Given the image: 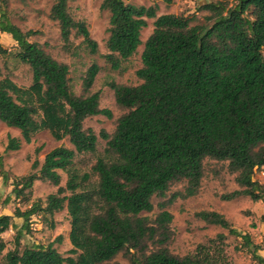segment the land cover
Here are the masks:
<instances>
[{
    "label": "trees",
    "instance_id": "1",
    "mask_svg": "<svg viewBox=\"0 0 264 264\" xmlns=\"http://www.w3.org/2000/svg\"><path fill=\"white\" fill-rule=\"evenodd\" d=\"M68 2L56 0L51 19L59 23L66 44L76 31L96 54L98 43L86 23L69 14ZM230 2L206 4L204 9L212 14L207 20L213 22L206 26L192 25L190 19L174 14L157 16L156 6L103 1L101 9L110 13L105 59L113 70H119L143 45L147 19L155 21L144 43L142 68L136 72L141 83L109 85L118 108L125 113L112 135L104 134L109 159H99L92 168L99 179L94 210L92 194L77 192L81 189L77 176L70 174L64 188L58 171L69 170L77 154L95 152L98 138L84 128L88 118H112L109 110L100 107V92H91L100 68H90L84 93L77 96L70 85L69 66L30 41L32 32H22L1 15L0 32L11 35L19 48V60L32 71L30 92L39 108L21 99L22 89L12 81L0 80V121L19 130L27 143L41 129H48L55 140L68 138L74 147L52 150L41 166L34 161L32 170L40 166L39 171L15 181L13 193L20 198L35 181L56 186L58 190L48 197L45 211L53 215L67 203L73 244L69 254L78 255L77 259L63 258L54 244H32L20 250L31 217L43 211L40 205H33L25 211L16 209L13 216H0V234L16 228L15 218L23 219L16 232V248L6 254L4 264H118L115 259L123 253L132 264H220L203 251L204 246L195 255L184 257L170 252L173 215L164 210L167 203L160 204L162 211L154 220L142 213H151L153 198H165L176 182L187 181L182 196H195L207 158L228 162L242 188L222 196L223 200L247 196L264 204V186L253 179L255 169L264 167V0ZM5 52L0 46V54ZM39 111L43 113L41 122ZM20 148L21 141L9 137L7 151ZM88 178L84 176V180ZM10 201L7 198L6 202ZM197 217L228 229L264 264V258L257 254L260 246L248 233L234 229L222 214L201 212ZM57 241L61 242V237ZM3 248L1 244L0 250Z\"/></svg>",
    "mask_w": 264,
    "mask_h": 264
},
{
    "label": "rangeland",
    "instance_id": "2",
    "mask_svg": "<svg viewBox=\"0 0 264 264\" xmlns=\"http://www.w3.org/2000/svg\"><path fill=\"white\" fill-rule=\"evenodd\" d=\"M104 0H69V14L76 21L85 22L91 37L98 43V52L93 54L84 43V39L72 32L70 42L66 44L60 32L57 21L51 19V9L56 0H0V19L5 14L8 21L17 26L22 32H32L30 41L38 43L54 59L67 64L70 69V85L73 92L80 96L83 92L84 79L93 65L100 70L95 77L91 92H100V107L109 110L112 118L100 115L88 118L84 122V128L91 130L97 136V147L93 153L77 154L73 165L67 171H58L61 176V187H66L70 174L77 176V182H81V189L77 192L89 191L93 196L92 209L97 202V190L99 179L93 173L92 168L96 162L103 158L108 160V141L104 134L112 135L117 120L125 113L116 104L115 92L109 87L111 83L127 86H137L139 81L136 72L142 68L141 54L144 43L154 30L153 19H147V27L143 29L141 40L143 45L129 60L123 61L119 70H113L106 61L109 53L107 41L109 38L110 13L102 10ZM127 4L135 6L158 7L157 16L174 14L192 21V25L210 26L213 22L207 20L212 14L204 9L209 3H217L220 0H124ZM231 0L230 4H234ZM0 46L6 52L0 54V80H10L22 89L21 99L37 105L36 96L32 95L30 88L33 84V75L29 66L21 63L18 58L19 48L11 35L0 32ZM17 98V95L15 96ZM39 122L43 121V113L39 111ZM9 137L18 138L21 148L18 151H7ZM66 147L74 149L68 138L55 140L48 129H41L33 135L31 142L27 143L22 133L14 128H9L0 121V215H14L16 209L29 210L33 205H40L43 211L33 215L30 219L29 232H24L21 239V249L32 244H54V247L63 258L78 255L69 254L73 249L71 241V215L70 208L65 203L64 209L53 215L45 211L48 197L58 190L50 182L35 181L31 189L24 191L20 198L13 193L14 183L22 177L39 171L45 156L52 150ZM40 148V152L36 150ZM38 160L40 166L37 171L32 170V164ZM89 178L84 180V176ZM6 179V182H5ZM236 174L230 171L228 162H220L213 159L204 160V177L198 193L192 197H184L187 181L173 183L165 198H153L154 210L151 213H142L153 220L162 211L160 204L167 203L164 210L173 215L170 226L172 243L170 252L178 257L195 255L201 246L203 251L214 256L220 264H260L253 253L243 246V241L235 235H231L228 229L217 225H209L197 217L198 213L215 211L222 214L239 232L250 233L252 242L264 250V236L261 232L253 233L257 229L255 222L246 220L253 216L254 211L261 214L258 224L264 223V204L253 202L247 196L225 201L222 196L230 194L242 188L236 183ZM254 181L264 186V167L255 169ZM70 196V192H66ZM174 201L169 203L172 198ZM7 198L11 201L6 202ZM254 212V213H253ZM16 228L9 229L0 235V264H4L6 254L16 248V232L22 227L23 219L15 218ZM223 234L225 239H219ZM263 236L259 239L258 237ZM61 237V242L58 238ZM118 264H132L127 254H120L115 259ZM67 264V263H63Z\"/></svg>",
    "mask_w": 264,
    "mask_h": 264
},
{
    "label": "crops",
    "instance_id": "3",
    "mask_svg": "<svg viewBox=\"0 0 264 264\" xmlns=\"http://www.w3.org/2000/svg\"><path fill=\"white\" fill-rule=\"evenodd\" d=\"M239 198V197H238ZM255 212V213H254ZM253 213V216H251V219H250V217L249 218H247V219H249V220H246V221H248V222H250V223H253V222H255L256 224H257V229L253 232V233H256V232H261L262 234H263V236H264V223H262V222H260V224H258V220H259V216L261 215V214H258V212H256V210L254 211ZM0 216H3V215H0ZM234 228V227H233ZM234 229H236V228H234ZM239 231V230H238ZM6 233V232H5ZM4 234V233H3ZM249 235H250V233H248ZM0 235H2V234H0ZM263 236H260V237H258V240H257V244H259V239H261ZM257 254L259 255V256H261L262 258H264V250H259L258 252H257Z\"/></svg>",
    "mask_w": 264,
    "mask_h": 264
}]
</instances>
